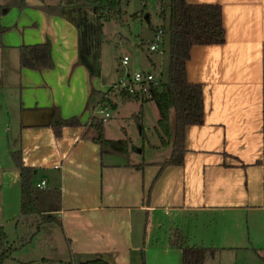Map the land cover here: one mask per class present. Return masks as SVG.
<instances>
[{
  "label": "crops",
  "instance_id": "obj_1",
  "mask_svg": "<svg viewBox=\"0 0 264 264\" xmlns=\"http://www.w3.org/2000/svg\"><path fill=\"white\" fill-rule=\"evenodd\" d=\"M186 2L218 7L223 41L190 49L186 76L202 84L203 122L185 129L183 163L164 167L171 148L155 131L159 113L152 112L146 129L150 101H110L117 123L112 129L104 122V136L128 138L126 153L103 152L92 140L90 122L110 86L101 79L95 6L0 3L7 7L0 16V227L30 229L29 220L36 222L29 241L47 242L37 257L45 263L101 255L109 264H182L181 248L189 245L215 249L205 264H264V0ZM146 14L152 33L160 24ZM43 42L50 44L53 66L20 67L19 47ZM54 110L77 117L80 125L56 136ZM16 150L23 165L34 168L38 206L53 221L20 213V175L11 157ZM160 152L169 155L163 159ZM53 223L58 230L47 228ZM163 228L173 251L148 243L154 236L159 242Z\"/></svg>",
  "mask_w": 264,
  "mask_h": 264
},
{
  "label": "trees",
  "instance_id": "obj_2",
  "mask_svg": "<svg viewBox=\"0 0 264 264\" xmlns=\"http://www.w3.org/2000/svg\"><path fill=\"white\" fill-rule=\"evenodd\" d=\"M66 5L76 3L93 5L101 20L108 21L121 14V0H65ZM7 10L0 5V16ZM139 14L134 13L133 17ZM159 14L162 18L167 40V68L165 82L160 92H154L151 100L155 102L159 118L157 134L160 144L170 147L168 158L160 163L181 165L185 153L184 134L189 125L203 122V92L202 84L188 81L186 63L190 58L193 45L218 44L223 41L220 11L217 6L204 3H188L186 0H160ZM156 29V28H155ZM4 29L0 27V33ZM19 65L29 69L42 70L51 68L53 61L51 47L47 42L22 45L19 47ZM123 100L131 97L121 95ZM136 120L138 121L137 116ZM94 131L92 140L103 152L126 153L130 140L107 139L104 136V123L98 118L91 119ZM80 125L77 117L62 118L53 111L50 126L54 134L59 136L63 127ZM143 139V128L139 127ZM20 175V213L22 215L39 214L43 222L53 221L50 215L38 206V190L33 186L34 168L22 163L20 151L11 153ZM39 227V224L37 225ZM180 241V240H179ZM178 241V242H179ZM177 242V243H178ZM182 264H205L207 256L214 254V248L184 245L182 248ZM14 248L8 246L7 235L0 227V264L5 259L12 258ZM65 262L63 264H68ZM77 264H109L101 255L91 259L78 261Z\"/></svg>",
  "mask_w": 264,
  "mask_h": 264
},
{
  "label": "rangeland",
  "instance_id": "obj_3",
  "mask_svg": "<svg viewBox=\"0 0 264 264\" xmlns=\"http://www.w3.org/2000/svg\"><path fill=\"white\" fill-rule=\"evenodd\" d=\"M2 1L4 0H0V3ZM122 8V13L118 17L108 21L101 20L102 32H100L99 35L100 42L98 47L100 48V51L102 53L101 79L106 86H111L113 85V83L117 82L120 74V58L123 55H128L130 57L131 63L129 68L133 71L140 70L147 66L145 59L149 58L150 56L145 50V40L151 38L152 33L150 32V30L154 27L150 23L147 24L148 20L144 19V15L146 13H149L150 21L152 23H159L160 25L158 26L163 25L162 18L159 14L160 0H122ZM140 12L141 14L138 15V17H133L134 13L139 14ZM152 58L153 61L155 60L154 63H160L162 65L163 73L166 75L168 59L167 50L160 55L153 54V57H150V59ZM113 96H115L116 99L119 98L116 95ZM145 101H150L147 104V112L149 117L146 118L144 122L145 126L147 127L146 129H149L148 127H151L152 112H156L158 114V109L156 108L155 102L151 99L144 100L143 102ZM110 114H113L112 110H110ZM116 123L117 121H114V118H108L107 124L111 125L112 129H114ZM128 123L132 135L135 137L138 143L141 142L140 137H137V135L135 134L136 129H134L135 131L133 130L132 121H128ZM155 131L157 133V128L155 129ZM4 144V140L0 138V154L4 153ZM132 151L134 153L136 150L133 149ZM168 155V152L156 153V156H159L163 159ZM1 159L3 160V156H1ZM9 161L11 162V158H9ZM32 222V219H30L28 222L30 225H33L30 229L26 225H20V227L15 228L14 223H10L5 227L6 230L4 232L6 233V235H8V246H12L14 248V252L12 253V258L5 259L3 264H47L42 261L41 258H37L39 257L38 253H45V249L43 248V246L47 242L41 238L38 241H29L31 232L35 231L36 227V222ZM47 228H55V230H58L56 229L57 226L55 223L48 225ZM161 230L162 232H160L158 235L161 237V240L156 243L155 241L157 237H151L148 242L150 244V247L151 245L155 244L161 247L163 246L164 249L168 247V249H171L173 251V248L175 247H173L170 243L167 242L168 240H166L167 237L165 233L167 234L168 228H163ZM41 234H43L42 238L46 239L47 235L45 234V232L42 231ZM175 254L177 253L175 252ZM51 264H60V262H53Z\"/></svg>",
  "mask_w": 264,
  "mask_h": 264
},
{
  "label": "built area",
  "instance_id": "obj_4",
  "mask_svg": "<svg viewBox=\"0 0 264 264\" xmlns=\"http://www.w3.org/2000/svg\"><path fill=\"white\" fill-rule=\"evenodd\" d=\"M145 50L150 57H153V54H163L167 50V40L162 25L152 32L150 40L146 41ZM150 57L145 59L147 63L145 68L133 71L129 68L130 57L128 55L121 56L118 80L108 88L98 101L95 118L100 119L103 123L110 118V101L115 97L113 95L117 97L125 95L144 101L151 99L154 92L161 91L165 82V74L162 65L154 63L155 60L153 61V58L150 59ZM44 183V181H41L37 184V187H42ZM168 252H171V250ZM68 264H77V262L71 260Z\"/></svg>",
  "mask_w": 264,
  "mask_h": 264
},
{
  "label": "water",
  "instance_id": "obj_5",
  "mask_svg": "<svg viewBox=\"0 0 264 264\" xmlns=\"http://www.w3.org/2000/svg\"><path fill=\"white\" fill-rule=\"evenodd\" d=\"M63 13H64V15H66V17L70 18V16H72L71 19H74V16L70 13V9H66V8H64V9H63ZM145 17L148 18V15L145 14Z\"/></svg>",
  "mask_w": 264,
  "mask_h": 264
}]
</instances>
